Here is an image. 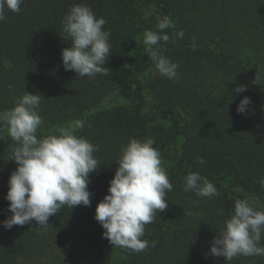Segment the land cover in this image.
Returning a JSON list of instances; mask_svg holds the SVG:
<instances>
[{
  "label": "trees",
  "instance_id": "obj_1",
  "mask_svg": "<svg viewBox=\"0 0 264 264\" xmlns=\"http://www.w3.org/2000/svg\"><path fill=\"white\" fill-rule=\"evenodd\" d=\"M75 4L106 20L109 75L80 77L63 67L62 49L71 42L62 21ZM165 15L174 28L166 30L163 54L179 65L175 82L153 75L143 44L145 30L155 31ZM240 85L247 90L237 94ZM25 91L43 97L38 135L71 127L98 146L101 164L90 174L91 206H63L46 232L35 221L6 229L12 213L5 197L17 164L0 125V264H264V256L226 262L210 254L236 199L264 211V0H24L19 13L6 11L0 21V112ZM244 97L251 104L241 114ZM130 138L155 140L173 184L168 208L145 227L150 244L142 252L112 247L95 219ZM189 172L213 182L219 195L185 191Z\"/></svg>",
  "mask_w": 264,
  "mask_h": 264
},
{
  "label": "clouds",
  "instance_id": "obj_2",
  "mask_svg": "<svg viewBox=\"0 0 264 264\" xmlns=\"http://www.w3.org/2000/svg\"><path fill=\"white\" fill-rule=\"evenodd\" d=\"M23 3L24 0H0V21L6 19V11L19 13ZM105 24L106 20L97 17L86 4L70 7L62 21L65 40L71 42L61 53L66 71L73 70L80 77L90 78L110 74L105 64L111 54V31L104 30ZM173 28L172 19L165 15L158 19L155 31L145 30L143 44L145 53L155 65L153 75L175 82L179 79V65L163 54L164 45L170 41L166 30ZM176 36L183 38V30L177 31ZM246 90L247 86L240 85L234 91L239 94ZM42 98L38 93L25 91L11 109L0 112V125L7 126L14 142L10 161L17 164L10 174L5 197L10 202L8 211L12 213L2 222L6 229L35 221L46 232L51 226L49 218L63 206H91L92 193L88 185L90 174L101 164L94 156L99 148L77 135L71 127L60 129L57 135H38L42 124L39 114ZM250 104V98L244 97L237 112L245 113ZM75 127L82 128L83 124L77 123ZM154 144L153 138H130L122 146L108 194L96 206L95 219L112 247L133 252L146 250L150 244L143 238L146 225L153 223L156 214L169 206L165 197L166 192L173 190V184ZM204 162L202 157H196V163ZM183 181L184 190L199 197L219 195L214 183L197 172H189ZM259 184L264 187V177ZM262 239L264 211L253 207L247 198L236 199L230 218L211 242L210 254L223 257L226 262L241 255L264 256Z\"/></svg>",
  "mask_w": 264,
  "mask_h": 264
},
{
  "label": "rangeland",
  "instance_id": "obj_3",
  "mask_svg": "<svg viewBox=\"0 0 264 264\" xmlns=\"http://www.w3.org/2000/svg\"><path fill=\"white\" fill-rule=\"evenodd\" d=\"M133 100H134V96L132 95L131 97H129V101L131 102V101H133ZM149 102L151 103V101H149ZM115 260H116L118 263H120V261H121V257H120L119 255H115ZM22 264H26V262L23 261Z\"/></svg>",
  "mask_w": 264,
  "mask_h": 264
}]
</instances>
